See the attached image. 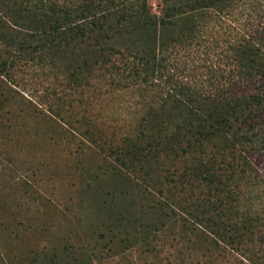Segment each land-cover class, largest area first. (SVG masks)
I'll list each match as a JSON object with an SVG mask.
<instances>
[{
  "label": "rangeland",
  "instance_id": "obj_1",
  "mask_svg": "<svg viewBox=\"0 0 264 264\" xmlns=\"http://www.w3.org/2000/svg\"><path fill=\"white\" fill-rule=\"evenodd\" d=\"M245 1L176 57L203 88L234 69L239 36L264 37V0ZM13 13L16 28L0 24V264H264V157L237 165L227 142L150 113L166 95L159 73L149 84L118 64L82 68L93 39L32 55L58 41L39 34L49 18ZM242 134L259 147L264 126Z\"/></svg>",
  "mask_w": 264,
  "mask_h": 264
},
{
  "label": "trees",
  "instance_id": "obj_2",
  "mask_svg": "<svg viewBox=\"0 0 264 264\" xmlns=\"http://www.w3.org/2000/svg\"><path fill=\"white\" fill-rule=\"evenodd\" d=\"M7 1L0 0L2 26L11 20L17 27L13 15L16 10L20 11L18 15L30 13L38 19L49 18L43 20V25L50 28L39 34L47 38L53 34L58 41L43 39L34 44L32 55L46 57L50 47L58 44L67 47L93 39V63H84L89 65L82 67L75 60L74 68L80 65L89 71L100 64H118L115 69L120 70L118 66L122 65L132 79L149 84L153 82L148 78L159 73L164 76L160 91L166 95L165 98L159 96L160 106L156 110L154 105L149 107L150 113L165 110L163 117L172 123L173 130L186 132L193 139L192 133L201 136V142L209 136L227 142L237 156V165H251L264 157V141L259 147H253L250 136L237 137L239 131L249 132L264 126V37L239 36L231 47L234 69L220 73L223 83L212 89V81H209V88H203L202 79L192 74L194 70L187 63L192 61L176 58L193 45L200 47L203 37H208V26L213 27L224 16L234 18L237 7H244L245 0H160V16L153 14L149 0ZM47 13L49 15H45ZM14 38H19L18 34ZM70 57L81 58L76 54ZM10 65L7 60L0 59V73ZM208 68L207 74L212 80L215 71ZM143 71L145 74L141 76ZM181 111H185L184 114ZM249 229L244 235H248Z\"/></svg>",
  "mask_w": 264,
  "mask_h": 264
}]
</instances>
